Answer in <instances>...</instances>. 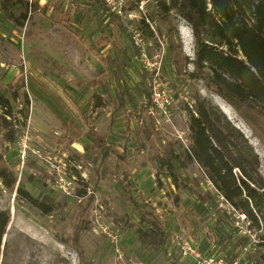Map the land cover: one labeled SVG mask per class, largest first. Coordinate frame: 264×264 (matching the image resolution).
<instances>
[{
	"label": "rangeland",
	"instance_id": "rangeland-1",
	"mask_svg": "<svg viewBox=\"0 0 264 264\" xmlns=\"http://www.w3.org/2000/svg\"><path fill=\"white\" fill-rule=\"evenodd\" d=\"M150 9L148 0H0V95L16 118L15 147L5 157L17 185L55 207L42 215L0 182V208L10 213L0 264H196L181 253L185 242L203 258L225 261L216 241L222 223L223 232L238 228L256 242L244 216L232 213L196 164L179 171L185 189L165 179L157 188L146 134L159 151L188 147L196 98L239 129L263 178L264 147L202 81L174 71L165 31L159 35L157 22L145 20L148 31L140 24ZM172 19L174 41L191 60V28ZM153 86L163 94L162 110L147 108ZM94 94L102 108H93Z\"/></svg>",
	"mask_w": 264,
	"mask_h": 264
},
{
	"label": "trees",
	"instance_id": "trees-1",
	"mask_svg": "<svg viewBox=\"0 0 264 264\" xmlns=\"http://www.w3.org/2000/svg\"><path fill=\"white\" fill-rule=\"evenodd\" d=\"M95 1L100 3V0ZM148 1L151 12L140 19V24L148 31L145 20L157 22L159 35L165 31L168 57L174 71H184L187 78L202 81L210 94L234 110L264 147V0ZM174 17L191 28L194 41L191 60L181 55L180 46L174 41ZM188 64L193 70L187 73ZM12 95L16 100V94ZM147 99L148 108L152 105L151 91ZM194 102L193 111L188 109V147L176 151L168 144L159 151L146 134L154 150L157 188H163L162 179H165L176 191L185 189L187 185L179 171L196 164L232 213L244 216L247 230L256 238V242L252 241L247 233H239L238 228H231L232 233L223 232L225 225H219L223 230L220 229L216 241L226 251L225 262L264 264V178L259 173L258 156L239 129L208 99L196 98ZM22 104L25 120L29 106L25 94ZM92 105L93 108L104 106L99 95L92 96ZM13 109L10 100L0 95V182L6 190L14 192L18 200L47 216L55 210L53 202L34 197L17 185V177L5 157L8 146L13 149L16 142L15 124L11 120L16 119ZM97 143L102 145L104 140L98 137ZM107 149L121 159L122 155L114 148ZM84 195L85 191H81L77 196ZM202 201L206 204L207 199ZM9 221V211L0 208V256ZM162 236L160 232L161 239Z\"/></svg>",
	"mask_w": 264,
	"mask_h": 264
},
{
	"label": "built area",
	"instance_id": "built-area-1",
	"mask_svg": "<svg viewBox=\"0 0 264 264\" xmlns=\"http://www.w3.org/2000/svg\"><path fill=\"white\" fill-rule=\"evenodd\" d=\"M138 45V44H137ZM162 92L158 90L156 87H152L151 89V102L152 106L155 104L159 107L160 110L164 109ZM181 253L183 256H190L195 260L196 264H229L226 263L223 259H213V258H203L197 249L193 248L189 243L185 242L181 246ZM237 264V261L230 263Z\"/></svg>",
	"mask_w": 264,
	"mask_h": 264
},
{
	"label": "bare ground",
	"instance_id": "bare-ground-1",
	"mask_svg": "<svg viewBox=\"0 0 264 264\" xmlns=\"http://www.w3.org/2000/svg\"><path fill=\"white\" fill-rule=\"evenodd\" d=\"M215 102L222 109L223 112H225L226 114H228L227 111H226V109H225V107L223 106V104L217 98H215Z\"/></svg>",
	"mask_w": 264,
	"mask_h": 264
}]
</instances>
